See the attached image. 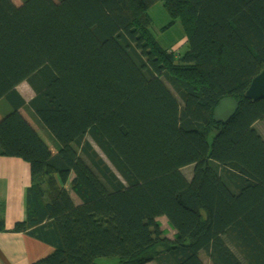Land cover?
<instances>
[{
	"label": "trees",
	"instance_id": "trees-1",
	"mask_svg": "<svg viewBox=\"0 0 264 264\" xmlns=\"http://www.w3.org/2000/svg\"><path fill=\"white\" fill-rule=\"evenodd\" d=\"M263 66L264 0H0V156L31 174L12 231L53 248L33 264H264V98L244 97Z\"/></svg>",
	"mask_w": 264,
	"mask_h": 264
},
{
	"label": "crops",
	"instance_id": "crops-1",
	"mask_svg": "<svg viewBox=\"0 0 264 264\" xmlns=\"http://www.w3.org/2000/svg\"><path fill=\"white\" fill-rule=\"evenodd\" d=\"M40 134L48 143L51 142L48 132L40 131ZM51 178L52 181H48V177H45L42 183L45 203L47 190L53 195L60 185L57 175ZM30 184V167L26 161L0 156V217L4 222L3 229L0 230V264H33L53 250L50 245L37 238L24 232L12 231L14 223L25 218V194Z\"/></svg>",
	"mask_w": 264,
	"mask_h": 264
},
{
	"label": "rangeland",
	"instance_id": "rangeland-1",
	"mask_svg": "<svg viewBox=\"0 0 264 264\" xmlns=\"http://www.w3.org/2000/svg\"><path fill=\"white\" fill-rule=\"evenodd\" d=\"M16 5L20 4V0H12ZM149 15L152 18V31L157 38V41L160 43L161 46L168 49H180L183 50V44L185 45V32L183 30V27L181 23L176 20L169 28L162 30L163 26L166 25L170 20L171 17L164 8V5L162 2L158 1L155 2L150 6L148 9ZM20 93H22L26 98H29L30 96V87L26 82L20 83L17 88ZM3 111V105L0 106V117ZM21 114L28 120L30 124H32L37 130H39V127L33 123V120L29 117V112L26 110H20ZM258 130L263 134L264 136V127L261 126L260 123L257 124ZM50 144V143H49ZM51 145V144H50ZM52 146V145H51ZM53 150V149H52ZM61 184L59 185V187ZM52 185H50V188ZM67 187V185H66ZM55 194V193H54ZM53 195L49 194L48 190L46 192V202H51ZM159 221L165 230H167V234L171 235L172 230L168 227L166 223V219L161 217L159 218ZM200 256L205 264H212L205 253L201 252ZM99 263L101 264H114L115 261H109L106 259L99 260ZM147 264H156L155 260H152L148 262Z\"/></svg>",
	"mask_w": 264,
	"mask_h": 264
},
{
	"label": "water",
	"instance_id": "water-1",
	"mask_svg": "<svg viewBox=\"0 0 264 264\" xmlns=\"http://www.w3.org/2000/svg\"><path fill=\"white\" fill-rule=\"evenodd\" d=\"M244 97L250 100H259L264 98V66L262 70L255 75L247 89L244 91ZM239 107V101L224 97L219 100L218 104L213 109V119L216 122L226 123L236 112Z\"/></svg>",
	"mask_w": 264,
	"mask_h": 264
}]
</instances>
